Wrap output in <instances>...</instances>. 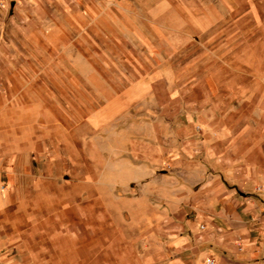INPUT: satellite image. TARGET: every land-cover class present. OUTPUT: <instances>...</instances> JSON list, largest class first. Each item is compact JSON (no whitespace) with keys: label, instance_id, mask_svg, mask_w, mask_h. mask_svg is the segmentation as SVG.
Wrapping results in <instances>:
<instances>
[{"label":"rangeland","instance_id":"obj_1","mask_svg":"<svg viewBox=\"0 0 264 264\" xmlns=\"http://www.w3.org/2000/svg\"><path fill=\"white\" fill-rule=\"evenodd\" d=\"M41 1V37L39 42L27 38L28 44L20 46L19 66L12 63L18 75H7L16 99L6 95L10 104L1 111L0 122V130L15 128L20 132L21 140L15 143L20 150L28 145L32 149L34 142L29 140L34 132L40 134L36 146L40 150L30 152L31 158H0V221L5 219L6 231H20L21 236L12 243L21 240L34 247L36 253L25 256L35 264H128L135 258L130 253L129 233L145 228L143 223L118 218L121 213L130 214L135 206H130L125 195L114 197L104 188L107 160L103 144L100 149V137L114 133V117L125 121L145 112L138 111L136 102L143 95L137 89H155V102L161 101V89H202L203 100L213 99L220 89H264V51H260L264 46L259 45L258 32L251 29L235 31L239 35L227 43L231 35H227L225 23L233 20V15L223 13L221 7L231 0H173L169 5L179 7L169 8L167 14V5L161 0H96L98 9L105 8L106 13L94 9L87 13L83 8L84 14L68 16L51 0ZM10 3L0 0V9L6 11ZM24 17L31 20L34 13L25 12ZM148 22H168L169 30L149 25L137 28ZM70 25L72 30L65 31ZM242 35L247 40L244 44ZM258 53L263 60H258ZM166 54L169 61H162ZM105 117H111L109 124L98 125V119ZM124 130L111 146L130 141ZM3 142L0 139V153ZM88 149L89 157L83 158V150ZM87 164L92 182L89 191L82 187ZM32 178L40 179L41 186H25ZM85 192L89 198L84 200ZM68 215L79 216L74 226L79 233L82 219H88L94 236L91 241L96 243L93 254H83L81 237L75 232L73 245L67 244L69 235H74L65 234L72 229L71 224L66 226ZM28 221L35 226V235L25 236ZM57 224L58 237L53 242L45 237V231ZM112 225L111 233L121 228L127 237L121 239V248L110 245L105 249L99 244L100 230ZM70 249L73 254L68 253Z\"/></svg>","mask_w":264,"mask_h":264},{"label":"crops","instance_id":"obj_2","mask_svg":"<svg viewBox=\"0 0 264 264\" xmlns=\"http://www.w3.org/2000/svg\"><path fill=\"white\" fill-rule=\"evenodd\" d=\"M95 1L51 0L67 16L83 13V8L87 13L93 9L106 13L105 8L98 9ZM161 1L167 5L166 14L169 8L179 7L169 5L175 3L173 0ZM41 5V0H11L6 11L0 9V122L1 111L10 104L6 95L15 98L7 75H18L12 63L19 66L20 46L22 49L28 44L27 38L39 42L41 37ZM221 8L223 13L233 15V20L225 23L227 35H231L227 43L239 35L235 31L251 29L258 32L259 45L264 46V0H231ZM25 12H33L34 17L25 19ZM147 25L155 30H169L168 22H148L137 28L146 29ZM59 27L62 29L61 24ZM68 28L72 30L71 25L64 30L68 32ZM244 35L243 44L247 42ZM165 56L161 60L169 61V56ZM257 58L263 60L260 53ZM137 90L143 95L136 102L140 106L138 111L145 112H137L125 121L114 117V133L103 134L99 142L107 160L104 188L114 197L117 193L118 197L125 195L130 206H135L130 214L121 213L118 218L143 223L145 228L129 233L130 253L135 258L128 264H264V89H220L210 100H203L202 89H161L158 102L152 100L155 89ZM109 119H98V125L109 124ZM40 122L39 119V125ZM122 128L130 141L124 146H111L110 142H116L123 134ZM0 139L4 140L0 158H31L30 152L39 149L36 146L40 145L41 135L34 132L29 140L34 147L28 145L24 150L15 145L21 140L15 128L0 130ZM89 151L83 150V158L89 157ZM9 170L8 167L11 175ZM83 173L82 187L89 191L92 182L88 164ZM40 182L32 178L24 184L36 189ZM10 183L16 186L15 182ZM83 195L84 200L89 198L88 193ZM75 217L79 218L67 216L66 226L71 224L72 229L65 234H79L83 254L91 255L96 243L91 241L94 236L90 235L88 219H82L79 233L74 228ZM5 222L4 218L0 221V264H35L25 256L36 253L34 247L21 240L12 243L21 233L6 231ZM30 225L28 221L25 236L35 235V226ZM57 227L58 224L45 231V237L56 242ZM112 228L113 225L100 230L99 244L105 249L110 245L121 248V239L127 237L125 230L114 229L111 233ZM75 234L67 237V244L73 245ZM68 253L73 254V250Z\"/></svg>","mask_w":264,"mask_h":264},{"label":"built area","instance_id":"obj_3","mask_svg":"<svg viewBox=\"0 0 264 264\" xmlns=\"http://www.w3.org/2000/svg\"><path fill=\"white\" fill-rule=\"evenodd\" d=\"M210 263H213V260H209Z\"/></svg>","mask_w":264,"mask_h":264}]
</instances>
